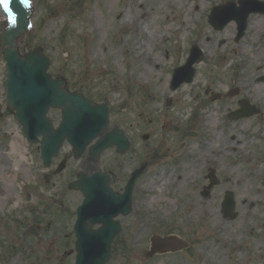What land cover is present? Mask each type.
I'll list each match as a JSON object with an SVG mask.
<instances>
[{
    "label": "rangeland",
    "instance_id": "374dc122",
    "mask_svg": "<svg viewBox=\"0 0 264 264\" xmlns=\"http://www.w3.org/2000/svg\"><path fill=\"white\" fill-rule=\"evenodd\" d=\"M225 1L33 0V29L16 43L21 54L40 47L50 60L48 73L64 77L71 92L106 103L109 128L119 126L129 138L128 152L103 151L96 171L109 174L111 188L123 191L130 172L140 166L144 169L135 181L132 210L117 217L122 229L113 240L107 264H264V196L254 201L250 193L260 185L247 183L244 177L255 164L264 183V57L252 59L264 51L263 36H250L247 27L235 42L233 21L214 30L207 16L212 6ZM119 10L128 19L124 24H118L115 17ZM255 16L264 27V15L258 13L248 17V24ZM5 19L0 8V32ZM150 22L156 33V42L151 44L152 54L159 57L156 63L151 56H136L138 49L131 43L134 27H148ZM193 44L203 51V60L194 65L192 82L170 90L173 69L185 63ZM5 74L0 48V151L10 154L15 141L22 143L25 155L17 166L8 156V163L0 161V264H74L75 210L83 197L69 190L68 183L87 167L90 170L86 153L74 159L71 146L64 143L51 167H44L39 144L27 141L6 109ZM249 83L262 86L263 95L250 96L243 86ZM235 87L238 92L233 96L210 98ZM244 99L260 112L236 121L228 119L227 114ZM46 117L54 127L60 123L57 109H49ZM249 122L252 126L247 131L241 129ZM228 129L238 138L236 142L253 140L244 148L248 162L238 164L236 153L226 148L223 151L231 154H212L217 159L213 162L211 156L198 159L204 140L214 132L231 141ZM64 157L68 158L66 168L55 174ZM210 168L215 169L218 182L205 196ZM182 169L191 175L173 195ZM229 171L236 174L232 181L225 177ZM161 181L166 183L164 195L157 191L152 195L150 185H161ZM226 192L235 199L233 219L223 217ZM238 192L242 199L237 198ZM165 201L171 202L167 212L161 210ZM192 202L213 204L219 223L203 229V211H187ZM169 234L186 241L187 247L147 257L150 238Z\"/></svg>",
    "mask_w": 264,
    "mask_h": 264
},
{
    "label": "water",
    "instance_id": "95a60500",
    "mask_svg": "<svg viewBox=\"0 0 264 264\" xmlns=\"http://www.w3.org/2000/svg\"><path fill=\"white\" fill-rule=\"evenodd\" d=\"M242 7L234 9V3L219 5L212 9L210 24H215V17L222 10L234 11L228 17L224 18L223 24L234 19L239 26L243 27L249 12L258 11L264 13V3H257L254 0H239ZM250 5H252L250 7ZM256 5H259L256 6ZM245 7L247 9H245ZM254 7V8H252ZM236 15V16H234ZM239 28V35H241ZM14 33L11 37L5 38L3 44L9 47L5 49L8 60L9 53L12 52V61L7 64L8 73L6 75L8 109L14 112L15 118L22 124L23 132L27 138L37 141V136H42L41 152L43 160L47 162L51 157L57 155L58 148L63 139H67L74 146V155L79 156L84 151L89 141L99 137L97 142L91 146L90 155L94 159L102 150L108 146L115 145L119 152L125 151L127 142L121 137V132L111 130L106 134L104 130L107 125L108 110L105 105L92 104L90 100L85 99L83 95L69 92L63 85L65 81L62 78L50 79L45 74L46 61L39 57L41 51L36 49V53L29 54L24 60H20L14 45ZM201 55L194 47L191 50L187 63L175 70L172 89L182 83L190 82L193 77V63L199 62ZM50 107L61 109L62 121L57 129H53L50 122L44 117ZM255 109L246 104H242V109L231 114L232 118H239L254 113ZM46 164V163H45ZM64 167V162L60 165L58 171ZM138 172V171H137ZM135 172L132 179L126 187V208L120 209L117 204L121 203L124 195H117L107 187L108 177L101 174H94L91 178L79 176V181L73 184L85 196L83 204L78 208V219L75 224L77 241L75 243L77 256L75 264H87L85 260V249L87 246L93 247L94 253L91 255L88 264H103L110 256L111 240L120 232L118 221L111 220L117 213L127 214L129 209L128 200L133 185L134 178L138 175ZM210 184L208 189L215 185L216 179L213 174L209 175ZM223 203L224 216L233 217L232 209L234 202L231 195ZM116 208L115 211H111ZM91 211L88 215L87 211ZM101 224L96 230H92V225ZM184 244L175 239L152 240V250L148 253L181 249Z\"/></svg>",
    "mask_w": 264,
    "mask_h": 264
},
{
    "label": "bare ground",
    "instance_id": "6f19581e",
    "mask_svg": "<svg viewBox=\"0 0 264 264\" xmlns=\"http://www.w3.org/2000/svg\"><path fill=\"white\" fill-rule=\"evenodd\" d=\"M135 1L138 3H142V0H135ZM110 2H107V4L110 5ZM129 13L131 15L130 11ZM133 16L134 15H132L131 17L132 20H134ZM115 17L119 19L118 24H124L128 21L123 10H119L117 14L115 15ZM144 18L148 19L149 17H144ZM175 19H176V15L172 17V20H175ZM260 21H261V18L255 16L254 18H252V20L248 24V29H250V33H251L250 36H255V35H258L260 37L263 36L261 43L264 47V32H263L264 27ZM152 22L148 24V27H144L145 25L141 27L140 24H137L134 27V32H133L134 37L133 39H131V43L134 45L135 49H138V51L136 52V56L138 57L139 56H143V57L151 56L152 57L151 59H153L154 63H156V62H159L158 54H152V50H151V44L156 42L155 40L156 33L151 29ZM94 29L98 30L99 28L97 26H94ZM242 53L244 54V51H242ZM263 57H264V51H261V52H257L256 55L253 56L252 59H259V58L262 59ZM247 64L248 62H245L244 64H241V67L246 68ZM243 86L245 87L244 90L245 91L248 90L249 95L253 96L255 99L263 95V87L260 85H255V84L251 85V83H249ZM207 116H210V114H207ZM209 124L213 125V121H210ZM249 126L250 127L252 126L251 122H249L248 124L241 125L242 127L241 129H244V131H247ZM261 135L264 137V133H262ZM227 137L231 139V141L227 142L225 140L226 138H223L219 133L214 132L212 136L204 140L203 147L202 149L199 150L198 159H205L206 157H210L212 154H217L221 157L231 154V153L223 151L224 148H226V149H232L234 153H236L235 154L237 156L236 161L238 162V164H241L242 162L247 163L248 161L246 159H249V158L248 156L245 158L246 150H244V148L253 144V140L250 141L249 143H247L244 140L241 143L236 142L238 138L236 137V135L233 133L231 129L227 130ZM21 146H23L22 143L19 144L15 141L12 142L11 147H10V152H11L10 154L5 155V154H2L0 151V161H4L5 163H8V158L6 157L8 156L10 161H12V163H14L15 166H17V162H20L25 156L24 152L21 150ZM18 157H20L21 159L18 160L17 159ZM210 160L213 162L217 159L211 156ZM237 168L238 167H235V170ZM3 170H5V168H3ZM188 172L189 171L187 169L180 170V176L178 178V183L176 184V188H175L173 195H177L181 191L182 186H184L186 180L191 175ZM229 172L231 174L228 173L226 174L225 177H227L226 178L227 181H232V178H234L236 174L235 172L233 173L232 171H229ZM262 175L263 173L260 172L259 167L255 168V164H253L250 170H247V172H245L244 174V177L246 178L247 183H252V184L255 183L256 185H260L257 187V190H252L250 193V195L253 196V199H255L254 201H258L260 196H264V183L261 181ZM165 186H166V183H164V181H161V185L160 183L158 185H154L153 183L152 185H150L151 194L154 195V193L157 191L158 193H161V196L164 195L163 189H165ZM152 197L153 199H155L154 196ZM237 198L242 199L243 196L240 195V193L238 192ZM254 201L252 202L253 205H254ZM170 203H171L170 201H165L164 205L161 206V210H164L165 212L169 211ZM214 210L215 209H214L213 204H210V203L197 204L195 202L194 203L192 202L190 205L187 206V211L189 214H196L198 211H203L204 220L201 222V226L203 227V229L212 228L214 227V225L219 223L220 221L218 218L219 216L213 213Z\"/></svg>",
    "mask_w": 264,
    "mask_h": 264
},
{
    "label": "snow or ice",
    "instance_id": "6c2138e0",
    "mask_svg": "<svg viewBox=\"0 0 264 264\" xmlns=\"http://www.w3.org/2000/svg\"><path fill=\"white\" fill-rule=\"evenodd\" d=\"M25 2H27V0H25ZM10 3H11V0H0V4L3 5L6 11H10L9 9Z\"/></svg>",
    "mask_w": 264,
    "mask_h": 264
}]
</instances>
